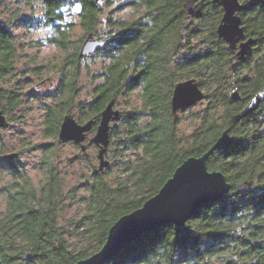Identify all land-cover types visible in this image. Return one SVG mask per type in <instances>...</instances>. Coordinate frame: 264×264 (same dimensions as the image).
<instances>
[{"label":"trees","instance_id":"1","mask_svg":"<svg viewBox=\"0 0 264 264\" xmlns=\"http://www.w3.org/2000/svg\"><path fill=\"white\" fill-rule=\"evenodd\" d=\"M33 1L41 3L44 24L53 29L48 42L64 53L56 67L60 80L54 101L45 105L46 136L57 137L62 116L71 107H76L79 122L82 118L98 121L112 98L116 103L120 95L135 93L139 103L125 108L109 130L107 153L113 145L111 155L118 161L112 164L117 162L119 176L106 179L110 164L100 172L91 162L89 178L80 183L87 191L85 197L76 195V186L64 188L49 157L52 142L44 146V178L37 185L17 155L6 157L0 169V178L8 179L0 191L5 199L0 211L2 263L72 264L88 256L100 248L120 215L139 207L185 158L201 155L227 130L230 142L214 149L206 165L224 174L232 186L228 193L200 206L183 225L166 223L142 233L104 264H217L225 254L230 257L221 264H264V98L254 111L240 115L264 85V0L240 1L241 26L245 36L254 39L251 53L242 59L217 35L222 8L212 0H196L191 14L183 8L185 0H129L124 5L138 12L136 16L105 20L94 0H25ZM74 5L79 7L77 20L64 21L63 8ZM186 19L181 42L179 32ZM104 22L109 30L100 31ZM14 24L0 18V109L4 113L18 104L17 93L3 87L6 75L15 70ZM76 26L83 34L72 39ZM88 32L106 40L103 49L89 56L107 62L97 75L92 96L77 101L81 61L86 58L78 55L79 42ZM190 77L203 90L206 104L193 117L192 130L184 133L180 118L171 114L170 97L173 84ZM231 86L241 96L237 101L229 99ZM243 180L250 182V188L236 192ZM76 197L85 203L84 212L64 221L66 208ZM73 235L81 241L80 247L70 239Z\"/></svg>","mask_w":264,"mask_h":264},{"label":"rangeland","instance_id":"2","mask_svg":"<svg viewBox=\"0 0 264 264\" xmlns=\"http://www.w3.org/2000/svg\"><path fill=\"white\" fill-rule=\"evenodd\" d=\"M127 1L129 0H109V4H105L103 0L102 5H100L102 18L104 20L105 18L128 19L136 16L138 12L130 6L124 5ZM119 4L123 6L117 9L116 6ZM78 9L77 5L63 8L64 21H76ZM0 18L3 21L10 19L11 22L16 23L12 28L16 45L15 70L13 74L6 75L3 87L6 91L17 93L18 97V104L15 108L8 109V106L2 103L4 109H8L5 113L8 123L0 129V169L5 166L6 154L15 152L24 172L31 182L37 185L44 178V169L41 163L45 157L46 149L44 146L52 142L54 148L49 157L63 180L64 188L70 189L76 186L74 189L76 195L79 198L85 197L87 191L80 183H83L85 178H89L91 162L96 167L98 165L97 147L94 144L86 145L85 151H81L78 144L60 142L57 137L52 138L45 135V105L54 101L53 93L60 80V73L57 72L56 67L64 53L48 42V37L52 34L53 29L44 24L41 3L39 1L26 3L25 0H0ZM105 23L99 27L100 31L109 30ZM71 34L72 39H77L83 34V30L76 26ZM191 45L193 48L196 47L194 43ZM106 62L107 60L96 55L82 59L83 74L78 80L77 101H86L92 96L93 88L99 82L97 75ZM137 103H139V99L135 93L131 95L122 94L114 107L123 111L129 105ZM205 104V100L202 99L183 112H177V116L180 118L179 129L181 131L189 133L192 130L195 124L193 117ZM69 111L79 121L76 107H71ZM85 120L82 118L80 122ZM111 126L112 123L110 128ZM92 134L93 131L91 130L87 134L84 144H87V140ZM112 147L113 145L109 147L110 152L106 156L110 164V172L106 175V179L114 181L119 176L120 170L117 162L112 164L114 161H118V156L111 155L114 150ZM74 154L78 155L77 158L69 161L68 158ZM88 157L90 160L86 159ZM7 181L6 177L0 178V191H3ZM76 199L78 198L76 197ZM4 205V195L0 192V211L3 210ZM85 206L83 200L74 201L66 208L64 221L68 222L71 218L79 217L84 212ZM70 239L75 241L78 247L81 246L79 238L75 239L73 235ZM229 257V254H225L217 261V264H221Z\"/></svg>","mask_w":264,"mask_h":264},{"label":"water","instance_id":"3","mask_svg":"<svg viewBox=\"0 0 264 264\" xmlns=\"http://www.w3.org/2000/svg\"><path fill=\"white\" fill-rule=\"evenodd\" d=\"M222 8V15L216 27L217 35L224 40L228 47L234 51L237 59H242L252 51L254 39L246 37L241 26L238 12L242 9L241 0H212ZM103 0H94L95 5H102ZM183 8L187 14L193 13L196 8V0H185ZM189 20L186 19L180 28V41L186 31ZM106 40L100 39L95 32H88L80 43L78 55L87 57L97 50L105 47ZM241 98L238 90L233 88L229 93L231 101ZM264 98V85L242 108L241 116L254 111ZM203 99V90L199 87L195 78L190 77L176 81L173 84L170 108L173 117L178 111L188 108ZM114 98L110 99L101 110L98 121L90 118L79 122L68 111L63 114L57 131V139L60 142H73L79 145L81 151H85L86 145L94 144L97 147V169L102 172L108 166L107 148L109 145L110 124L121 118L122 111L114 107ZM8 123L5 113L0 109V129ZM95 128L93 134L84 141L87 134ZM228 131L224 130L216 141L201 155L188 156L165 180L163 185L152 196L148 197L139 207L120 215L108 228L105 241L100 248L84 258H80L72 264H104L115 256L127 244L138 239L142 233L153 231L166 223L183 225L191 218L194 211L205 203L221 199L231 189V184L219 170H209L206 161L211 153L220 144L229 143ZM15 152L6 154L8 159H13ZM77 154L68 158L73 161ZM250 188V182L243 180L236 185V192L246 191ZM234 258L236 254L233 255ZM0 264H3L0 260Z\"/></svg>","mask_w":264,"mask_h":264}]
</instances>
